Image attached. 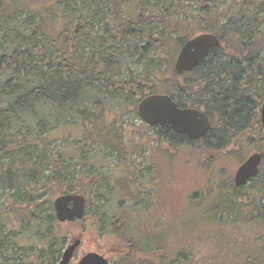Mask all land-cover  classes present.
<instances>
[{
    "label": "trees",
    "instance_id": "obj_1",
    "mask_svg": "<svg viewBox=\"0 0 264 264\" xmlns=\"http://www.w3.org/2000/svg\"><path fill=\"white\" fill-rule=\"evenodd\" d=\"M202 33L219 45L176 75L182 44ZM155 94L202 111L205 136L141 123L137 105ZM262 103L264 0H0V264H59L70 236L52 203L69 193L85 198L80 222L120 238L110 264H264ZM255 142L256 177L236 187L220 173L210 201L189 197L198 223L216 228L201 250L180 236L168 249L153 148L200 147L204 162L241 163ZM139 208L156 225L138 240Z\"/></svg>",
    "mask_w": 264,
    "mask_h": 264
},
{
    "label": "rangeland",
    "instance_id": "obj_2",
    "mask_svg": "<svg viewBox=\"0 0 264 264\" xmlns=\"http://www.w3.org/2000/svg\"><path fill=\"white\" fill-rule=\"evenodd\" d=\"M262 105L263 103L258 107L257 114L259 119ZM258 118L256 117L255 119ZM136 124L140 125L139 121ZM260 144V142H255L251 148L245 147L243 153V158L245 159L241 163L239 162V157L235 156L232 159H220L216 157L211 161L204 162L202 159V148L200 150V147L188 149L187 146H182L177 148V150H170L167 147L164 149L153 148L150 164L159 170L156 180L152 185L155 199V212L158 216L164 218L162 230L168 235L165 240L168 249L173 245L174 247L177 245V241L173 239L180 236L182 245H188L185 240H189L194 245L195 252L201 250L208 236L216 228L211 226V224L204 225L202 222L198 223L199 211L196 209L197 201H195L196 203L192 202L191 198H189L190 195L193 192L201 191V195L210 201L218 191L217 185L220 181V173L223 178L233 180L237 168L250 155L261 152L262 147ZM109 160L110 158L106 157L105 161L102 162L106 165ZM85 169L89 170L90 168L87 167ZM134 194L138 195L137 192ZM142 205L143 202L138 204V206ZM116 206L114 205L113 207L112 203L106 205L105 208L108 209L107 215L115 214L117 211L115 209ZM137 210L139 211V215L142 216V219L137 221L138 223L136 222L137 227H135L136 231H134L136 233V239H138L137 237H141L145 231H150V228L156 225V218L152 217V214H149L147 208H139ZM87 219L84 220V223L80 221L73 224L64 223L65 228L63 230L65 229L69 233L68 238L70 236L66 245L75 239L81 242L80 247L76 250L69 264H78L79 260L90 252L98 253L107 259L109 263L116 262L119 257L116 248L121 244L120 238L113 232L98 235L97 231L91 226V221ZM184 221H195L196 225H192L188 229L184 227L181 229L182 222ZM129 234L130 231L128 233L126 231L124 232L125 237Z\"/></svg>",
    "mask_w": 264,
    "mask_h": 264
},
{
    "label": "water",
    "instance_id": "obj_3",
    "mask_svg": "<svg viewBox=\"0 0 264 264\" xmlns=\"http://www.w3.org/2000/svg\"><path fill=\"white\" fill-rule=\"evenodd\" d=\"M219 45L214 34L202 33L186 40L174 61V73L183 75L193 71L199 63ZM261 123L264 125V103L261 107ZM137 115L147 126H169L170 129L185 135L191 141H198L208 132L210 124L206 115L192 108H180L167 95H150L143 98L137 105ZM262 159L260 153L250 155L235 171L233 183L236 187L244 186L256 177ZM53 211L58 223L81 221L85 215V198L82 195L69 193L54 198ZM80 246L75 239L64 249L59 264H69ZM78 264H109L108 260L96 252L85 254Z\"/></svg>",
    "mask_w": 264,
    "mask_h": 264
},
{
    "label": "flooded vegetation",
    "instance_id": "obj_4",
    "mask_svg": "<svg viewBox=\"0 0 264 264\" xmlns=\"http://www.w3.org/2000/svg\"><path fill=\"white\" fill-rule=\"evenodd\" d=\"M80 245H81V242H80ZM80 247V246H79Z\"/></svg>",
    "mask_w": 264,
    "mask_h": 264
}]
</instances>
